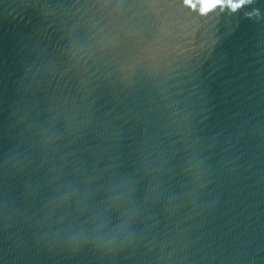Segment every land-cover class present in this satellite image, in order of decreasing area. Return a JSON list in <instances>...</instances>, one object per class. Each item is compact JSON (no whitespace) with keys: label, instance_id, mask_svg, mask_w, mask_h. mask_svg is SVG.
Segmentation results:
<instances>
[{"label":"water","instance_id":"water-1","mask_svg":"<svg viewBox=\"0 0 264 264\" xmlns=\"http://www.w3.org/2000/svg\"><path fill=\"white\" fill-rule=\"evenodd\" d=\"M201 7L0 0V264H264V0Z\"/></svg>","mask_w":264,"mask_h":264},{"label":"clouds","instance_id":"clouds-1","mask_svg":"<svg viewBox=\"0 0 264 264\" xmlns=\"http://www.w3.org/2000/svg\"><path fill=\"white\" fill-rule=\"evenodd\" d=\"M187 3L191 4L192 0H186ZM242 2H244V0H242ZM202 3V7H201V11L202 12H207L209 10H211L213 7H215L216 5L221 3V0H201ZM241 3V0H240ZM233 7H238V5L233 4Z\"/></svg>","mask_w":264,"mask_h":264},{"label":"snow or ice","instance_id":"snow-or-ice-1","mask_svg":"<svg viewBox=\"0 0 264 264\" xmlns=\"http://www.w3.org/2000/svg\"><path fill=\"white\" fill-rule=\"evenodd\" d=\"M243 2H242V0H241V4H242Z\"/></svg>","mask_w":264,"mask_h":264}]
</instances>
